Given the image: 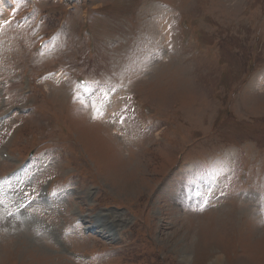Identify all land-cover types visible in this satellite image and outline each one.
I'll use <instances>...</instances> for the list:
<instances>
[{
	"label": "rangeland",
	"instance_id": "374dc122",
	"mask_svg": "<svg viewBox=\"0 0 264 264\" xmlns=\"http://www.w3.org/2000/svg\"><path fill=\"white\" fill-rule=\"evenodd\" d=\"M8 1L0 264H264V0Z\"/></svg>",
	"mask_w": 264,
	"mask_h": 264
},
{
	"label": "bare ground",
	"instance_id": "6f19581e",
	"mask_svg": "<svg viewBox=\"0 0 264 264\" xmlns=\"http://www.w3.org/2000/svg\"><path fill=\"white\" fill-rule=\"evenodd\" d=\"M2 0H0V2H1ZM5 14H6V11H5V8L4 7H0V21L2 20V18L5 16ZM187 260H188V257H187V255H184L183 257H182V260L181 261H184L185 263L187 262ZM221 260V259H220ZM219 259H217L216 260V264H221V261H220ZM188 263V262H187Z\"/></svg>",
	"mask_w": 264,
	"mask_h": 264
}]
</instances>
